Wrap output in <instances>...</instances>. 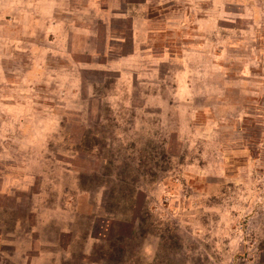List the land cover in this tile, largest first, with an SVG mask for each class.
<instances>
[{
    "label": "rangeland",
    "instance_id": "1",
    "mask_svg": "<svg viewBox=\"0 0 264 264\" xmlns=\"http://www.w3.org/2000/svg\"><path fill=\"white\" fill-rule=\"evenodd\" d=\"M0 264H264V0H0Z\"/></svg>",
    "mask_w": 264,
    "mask_h": 264
},
{
    "label": "crops",
    "instance_id": "2",
    "mask_svg": "<svg viewBox=\"0 0 264 264\" xmlns=\"http://www.w3.org/2000/svg\"><path fill=\"white\" fill-rule=\"evenodd\" d=\"M111 8H114V7L111 6ZM111 11L113 12L114 10L111 9ZM131 14H133V13H132V9L127 7L125 10H123V11L117 13L116 15H117V18L122 17V19H129V18L132 19L133 16H132ZM133 20H134V18H133ZM139 29H140V28H139V27L136 25V23H134V21H133V23H132V30H133L134 33H135V37H137V33L139 32Z\"/></svg>",
    "mask_w": 264,
    "mask_h": 264
}]
</instances>
